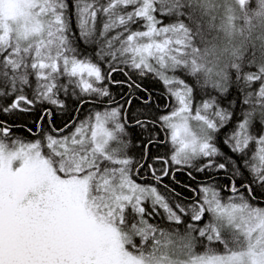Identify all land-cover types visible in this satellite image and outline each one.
<instances>
[{
    "label": "snow or ice",
    "instance_id": "snow-or-ice-1",
    "mask_svg": "<svg viewBox=\"0 0 264 264\" xmlns=\"http://www.w3.org/2000/svg\"><path fill=\"white\" fill-rule=\"evenodd\" d=\"M44 102L76 115L0 120V264H264V0H0V113ZM176 165L205 175L189 196Z\"/></svg>",
    "mask_w": 264,
    "mask_h": 264
},
{
    "label": "trees",
    "instance_id": "trees-1",
    "mask_svg": "<svg viewBox=\"0 0 264 264\" xmlns=\"http://www.w3.org/2000/svg\"><path fill=\"white\" fill-rule=\"evenodd\" d=\"M259 44L260 41H256L257 45V56H259ZM131 74V73H129ZM114 77H117L118 79L124 80L126 79V76L123 74H120L117 76L116 73H113ZM133 80H137L136 75H132ZM139 83L143 85V88L148 89V92L152 94L153 100L150 102V104H159L161 101L168 103V108L161 106L157 110L155 107L152 108L153 112L159 111L161 113L167 112L171 109L172 103L169 102V97L163 95L164 89L161 81L154 76V74L148 73L144 75L143 77H140L138 80ZM110 89L113 92L114 97L119 100L122 96H125V93L128 92L127 85H117V84H111L108 85ZM63 95V94H61ZM137 97H143V99L134 98L132 101V107L130 111H134L136 108L140 107L144 100L147 99L148 93H145L143 89L136 90ZM83 98L85 99V103L83 105H79V118H83L88 113L95 108L102 107V104L93 103L91 99L84 95ZM127 97L125 96V99ZM51 108L52 109V116H51V125H54L57 128H63L64 123L67 122L70 115L75 116L76 113L72 112L69 113L68 111H61L57 109L55 105H52L48 102H44L43 105H38L36 107L31 108L30 111H18L15 115L7 116L5 117L2 113H0V120H7L12 125V134L13 136H20L24 138L25 140L32 139L34 137H37L38 135V129L37 124L40 123L43 127L50 128L51 126L48 124L49 117L43 113V108ZM44 116L43 121L40 120L41 116ZM28 129H32L31 132L28 131ZM155 131L159 132V140L161 143H157L155 145H149L148 151H149V157L151 155H168L170 154L172 150V144L165 140L164 136V129L159 127V124L155 126ZM67 131V129H65ZM139 136V130L135 129L133 131V137ZM141 143H133V146L131 148V151L135 154L139 155L141 150L143 149L144 142H146V137L139 136ZM159 163L158 161L156 162ZM177 171L175 172V180H172L171 174L168 177L164 178V182L166 184H169L172 188H175L177 192H182L184 196H189L190 190L185 188L184 186L187 184H192L193 187L197 186V183L205 180L204 173L197 172L195 168L193 167H187V166H181L176 165ZM188 172L192 173V177L195 179H192L188 176ZM135 178V177H134ZM138 182H142L138 179ZM161 187V190L164 189ZM200 250L199 247L197 249Z\"/></svg>",
    "mask_w": 264,
    "mask_h": 264
},
{
    "label": "rangeland",
    "instance_id": "rangeland-1",
    "mask_svg": "<svg viewBox=\"0 0 264 264\" xmlns=\"http://www.w3.org/2000/svg\"><path fill=\"white\" fill-rule=\"evenodd\" d=\"M192 123L195 124V121L193 120Z\"/></svg>",
    "mask_w": 264,
    "mask_h": 264
}]
</instances>
